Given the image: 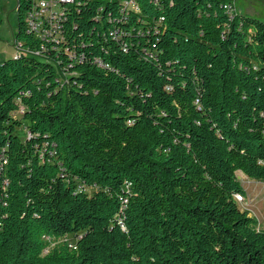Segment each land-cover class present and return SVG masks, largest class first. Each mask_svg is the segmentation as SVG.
<instances>
[{"label":"trees","instance_id":"trees-1","mask_svg":"<svg viewBox=\"0 0 264 264\" xmlns=\"http://www.w3.org/2000/svg\"><path fill=\"white\" fill-rule=\"evenodd\" d=\"M233 2L76 0L43 42L17 0L41 54L0 64V264H264L236 199L264 183V22Z\"/></svg>","mask_w":264,"mask_h":264},{"label":"rangeland","instance_id":"rangeland-1","mask_svg":"<svg viewBox=\"0 0 264 264\" xmlns=\"http://www.w3.org/2000/svg\"><path fill=\"white\" fill-rule=\"evenodd\" d=\"M3 25L0 30V64L15 58L19 51L15 45V33L18 28L17 0H0ZM237 13L251 16L264 22V0H235ZM17 119L23 117V111L16 114ZM23 126L18 133L23 141L30 137L28 123L22 121ZM238 178L246 191L245 201L240 208L247 211L251 217L259 221V229L264 230V183L253 180L238 173ZM90 194L93 193L89 191Z\"/></svg>","mask_w":264,"mask_h":264},{"label":"built area","instance_id":"built-area-1","mask_svg":"<svg viewBox=\"0 0 264 264\" xmlns=\"http://www.w3.org/2000/svg\"><path fill=\"white\" fill-rule=\"evenodd\" d=\"M30 11L26 16L28 32L36 39L43 42H59L64 40V23L67 20L69 6L76 0H46V7H39V0H28ZM229 10H234L233 4L228 5ZM19 57L22 54L40 56L41 51H31L24 47L21 42H16ZM44 49V46H42ZM239 203L245 201L244 195H236Z\"/></svg>","mask_w":264,"mask_h":264},{"label":"bare ground","instance_id":"bare-ground-1","mask_svg":"<svg viewBox=\"0 0 264 264\" xmlns=\"http://www.w3.org/2000/svg\"><path fill=\"white\" fill-rule=\"evenodd\" d=\"M39 7H46V0H39Z\"/></svg>","mask_w":264,"mask_h":264},{"label":"crops","instance_id":"crops-1","mask_svg":"<svg viewBox=\"0 0 264 264\" xmlns=\"http://www.w3.org/2000/svg\"><path fill=\"white\" fill-rule=\"evenodd\" d=\"M233 7H234L235 11L238 12V11L236 10L235 0H234V2H233Z\"/></svg>","mask_w":264,"mask_h":264}]
</instances>
